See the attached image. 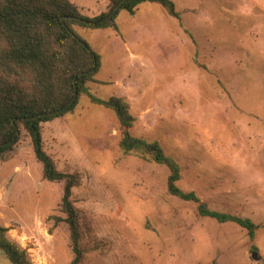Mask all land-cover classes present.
Wrapping results in <instances>:
<instances>
[{
    "label": "rangeland",
    "instance_id": "rangeland-1",
    "mask_svg": "<svg viewBox=\"0 0 264 264\" xmlns=\"http://www.w3.org/2000/svg\"><path fill=\"white\" fill-rule=\"evenodd\" d=\"M71 1L93 18L112 0ZM172 1L179 19L147 2L119 10L113 27L73 30L100 58L90 92L125 98L132 135L160 143L181 169L179 188L215 216L169 193L167 166L124 156L117 114L83 94L42 125L58 170L82 177L73 201L87 222L83 264H264V0ZM42 170L23 131L0 160V225L33 264H71L63 183ZM230 215L258 225L256 237L218 218ZM0 264H11L1 250Z\"/></svg>",
    "mask_w": 264,
    "mask_h": 264
},
{
    "label": "trees",
    "instance_id": "trees-1",
    "mask_svg": "<svg viewBox=\"0 0 264 264\" xmlns=\"http://www.w3.org/2000/svg\"><path fill=\"white\" fill-rule=\"evenodd\" d=\"M154 3L179 19L172 0H112L109 10L99 16L85 17L71 0H0V160L18 146L23 131L31 138L34 154L42 164V177L51 183H63L61 212L69 226L74 259L83 264L85 217L76 208L73 191L82 184L79 173H63L46 152L43 124L66 116L78 106L83 94L92 103L113 110L123 128L119 143L124 156H137L167 166L169 193L186 202L199 203L202 216H215L201 204L195 193L182 191L181 169L168 157L158 142L148 143L132 135L136 121L125 98L114 96L104 101L95 97L89 84L95 83L100 68L97 53L73 30L78 24L93 30L113 27L119 10L134 14L143 3ZM221 222H233L255 238L260 227L250 219L219 216ZM61 219L57 220V223ZM0 225V250L11 264H33L27 250L8 237Z\"/></svg>",
    "mask_w": 264,
    "mask_h": 264
},
{
    "label": "water",
    "instance_id": "water-1",
    "mask_svg": "<svg viewBox=\"0 0 264 264\" xmlns=\"http://www.w3.org/2000/svg\"><path fill=\"white\" fill-rule=\"evenodd\" d=\"M120 6H121V5H120ZM120 6L116 9L115 13H117V12L119 11ZM253 258H254V259H258V255H257L256 253L253 254Z\"/></svg>",
    "mask_w": 264,
    "mask_h": 264
}]
</instances>
